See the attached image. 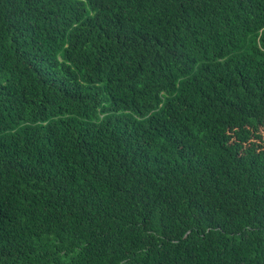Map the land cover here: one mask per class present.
<instances>
[{
    "label": "trees",
    "instance_id": "trees-1",
    "mask_svg": "<svg viewBox=\"0 0 264 264\" xmlns=\"http://www.w3.org/2000/svg\"><path fill=\"white\" fill-rule=\"evenodd\" d=\"M0 264H264V0H0Z\"/></svg>",
    "mask_w": 264,
    "mask_h": 264
}]
</instances>
